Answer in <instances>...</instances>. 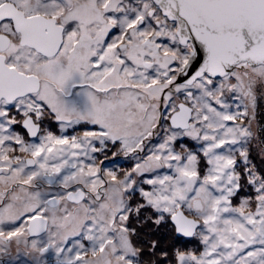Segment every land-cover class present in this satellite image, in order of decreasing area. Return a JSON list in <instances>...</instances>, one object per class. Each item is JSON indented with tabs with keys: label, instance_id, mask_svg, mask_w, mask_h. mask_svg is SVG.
Returning a JSON list of instances; mask_svg holds the SVG:
<instances>
[{
	"label": "snow or ice",
	"instance_id": "1",
	"mask_svg": "<svg viewBox=\"0 0 264 264\" xmlns=\"http://www.w3.org/2000/svg\"><path fill=\"white\" fill-rule=\"evenodd\" d=\"M0 264H264V0H0Z\"/></svg>",
	"mask_w": 264,
	"mask_h": 264
}]
</instances>
